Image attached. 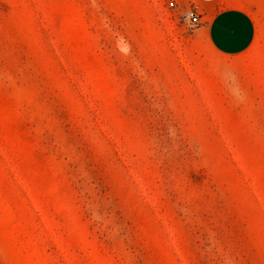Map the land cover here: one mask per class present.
<instances>
[{
	"label": "rangeland",
	"instance_id": "1",
	"mask_svg": "<svg viewBox=\"0 0 264 264\" xmlns=\"http://www.w3.org/2000/svg\"><path fill=\"white\" fill-rule=\"evenodd\" d=\"M193 2L0 0V264H264V0Z\"/></svg>",
	"mask_w": 264,
	"mask_h": 264
},
{
	"label": "crops",
	"instance_id": "2",
	"mask_svg": "<svg viewBox=\"0 0 264 264\" xmlns=\"http://www.w3.org/2000/svg\"><path fill=\"white\" fill-rule=\"evenodd\" d=\"M203 23L197 28L212 49L221 55H240L254 44L257 24L250 0H195Z\"/></svg>",
	"mask_w": 264,
	"mask_h": 264
},
{
	"label": "built area",
	"instance_id": "3",
	"mask_svg": "<svg viewBox=\"0 0 264 264\" xmlns=\"http://www.w3.org/2000/svg\"><path fill=\"white\" fill-rule=\"evenodd\" d=\"M185 20L192 25H200L203 23L202 12L196 2H193L183 13Z\"/></svg>",
	"mask_w": 264,
	"mask_h": 264
}]
</instances>
